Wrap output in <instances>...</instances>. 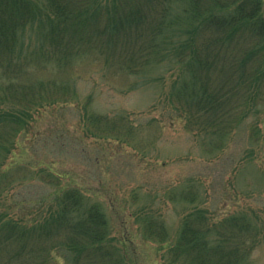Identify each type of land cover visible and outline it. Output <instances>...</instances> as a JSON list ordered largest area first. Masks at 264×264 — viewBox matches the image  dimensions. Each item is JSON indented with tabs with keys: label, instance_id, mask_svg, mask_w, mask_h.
<instances>
[{
	"label": "rangeland",
	"instance_id": "1",
	"mask_svg": "<svg viewBox=\"0 0 264 264\" xmlns=\"http://www.w3.org/2000/svg\"><path fill=\"white\" fill-rule=\"evenodd\" d=\"M26 40L31 56L14 77L0 76V106L16 113L0 124V215L40 214L57 189L77 190L104 211L113 243L126 242L136 264H154L144 219L162 220L174 242L195 207L217 220L247 214L261 230L250 263L264 264L263 102L230 111L224 136L194 135L168 103L188 78L177 85L172 64L152 65L143 81L101 49L59 66L34 59L36 41Z\"/></svg>",
	"mask_w": 264,
	"mask_h": 264
},
{
	"label": "trees",
	"instance_id": "2",
	"mask_svg": "<svg viewBox=\"0 0 264 264\" xmlns=\"http://www.w3.org/2000/svg\"><path fill=\"white\" fill-rule=\"evenodd\" d=\"M28 34L32 57L59 66L101 49L144 81L152 65L172 64L177 85L188 78L168 103L194 135L224 136L230 111L264 106V0H0V76L14 77L31 56ZM7 110L0 106V124L16 114ZM42 200L40 207L52 205L40 214L0 215V264H136L126 242L113 243L99 204L80 191L57 189ZM144 220L154 264H251L261 235L247 214L217 220L200 207L183 216L174 242L162 220Z\"/></svg>",
	"mask_w": 264,
	"mask_h": 264
}]
</instances>
